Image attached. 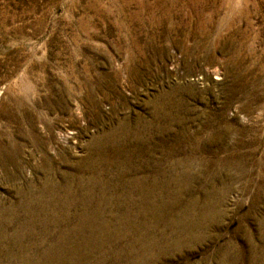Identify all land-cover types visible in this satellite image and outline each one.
Here are the masks:
<instances>
[{
  "label": "rangeland",
  "instance_id": "374dc122",
  "mask_svg": "<svg viewBox=\"0 0 264 264\" xmlns=\"http://www.w3.org/2000/svg\"><path fill=\"white\" fill-rule=\"evenodd\" d=\"M0 264H264V0H0Z\"/></svg>",
  "mask_w": 264,
  "mask_h": 264
}]
</instances>
